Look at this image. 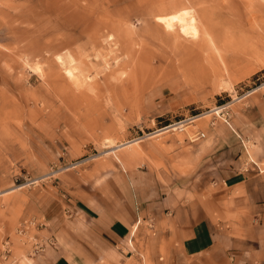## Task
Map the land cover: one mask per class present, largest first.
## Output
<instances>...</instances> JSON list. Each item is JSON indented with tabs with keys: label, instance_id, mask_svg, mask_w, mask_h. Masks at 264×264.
I'll list each match as a JSON object with an SVG mask.
<instances>
[{
	"label": "rangeland",
	"instance_id": "374dc122",
	"mask_svg": "<svg viewBox=\"0 0 264 264\" xmlns=\"http://www.w3.org/2000/svg\"><path fill=\"white\" fill-rule=\"evenodd\" d=\"M186 8L197 38L155 19ZM68 53L80 86L57 60ZM262 95L264 0H0V264H43L36 248L59 228L67 194L124 220V168L203 199L224 105L232 117ZM114 260L87 264H142Z\"/></svg>",
	"mask_w": 264,
	"mask_h": 264
},
{
	"label": "crops",
	"instance_id": "0c3cea01",
	"mask_svg": "<svg viewBox=\"0 0 264 264\" xmlns=\"http://www.w3.org/2000/svg\"><path fill=\"white\" fill-rule=\"evenodd\" d=\"M237 107L203 199L185 200L148 168H124L131 192L124 220L67 194L59 228L40 241L37 257L43 264H87L107 254L115 263L124 256L142 264H264V96ZM206 141L208 151L218 148Z\"/></svg>",
	"mask_w": 264,
	"mask_h": 264
},
{
	"label": "bare ground",
	"instance_id": "6f19581e",
	"mask_svg": "<svg viewBox=\"0 0 264 264\" xmlns=\"http://www.w3.org/2000/svg\"><path fill=\"white\" fill-rule=\"evenodd\" d=\"M192 14H193V12L190 9H187V8L186 9H178V10L173 11L172 13H166V14L158 15V16H156L155 19L158 22V24L163 27V29L165 31H167L169 33L170 32H175L176 29L179 27V28H181V30H182L181 33H182V35L185 38H188V39L191 38L192 39V38H197L198 35H199V33H200L199 27L196 24V21H195V19H194V17H193ZM112 40H113V36L112 35H109L108 41L113 42ZM57 60H58L59 63H61L64 66L65 73H66L67 77L70 80H73V82L77 86H80L83 81H81V79L79 78V76L77 74L79 68L75 65V59L73 58V55L71 53H68L67 56H66V59H65V57L63 55H58L57 56ZM37 70H41L39 73L42 72V68L40 66L37 67ZM81 73H79V74H81ZM212 110H215V113H219L220 112V109L219 108H216V109L214 108ZM212 110H210V112ZM204 115H206V114H204ZM192 118H189V119L191 120ZM177 125H178L179 129L184 128L183 121H180V122H177V123L168 125L169 126L168 128H170L172 126L171 128H174V130H175L176 128L178 129V127H176ZM166 128H167V126H166ZM107 141L108 142H106V143H110L111 145H113V143L111 142L110 139H107ZM138 141H139V138L138 139L136 138V139H134L132 141H126L125 143H122L121 145L116 144V146L118 145L117 147L119 148L122 145L130 144V143H134V142H138ZM10 190L6 191V193L12 191V190L11 191Z\"/></svg>",
	"mask_w": 264,
	"mask_h": 264
},
{
	"label": "built area",
	"instance_id": "2783aa9c",
	"mask_svg": "<svg viewBox=\"0 0 264 264\" xmlns=\"http://www.w3.org/2000/svg\"><path fill=\"white\" fill-rule=\"evenodd\" d=\"M230 118H231V116H230V110H228V108L224 105V121H225L228 125L231 126ZM170 125H171V124H170ZM201 137H205V133H204V132H202L201 134H199L198 138H201ZM37 181H38V180H32L31 183H32V184H36ZM25 224H26V223H24V226H23V227H25ZM20 232H23V229H21ZM6 245H9V244L7 243ZM8 248H9V247H8ZM8 248L6 249V252H9V251H10V249H8ZM38 250H39V247L36 248V251H37V252H38Z\"/></svg>",
	"mask_w": 264,
	"mask_h": 264
}]
</instances>
